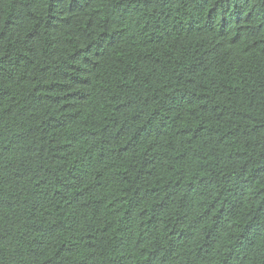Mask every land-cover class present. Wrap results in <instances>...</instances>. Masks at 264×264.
<instances>
[{
  "label": "trees",
  "instance_id": "16d2710c",
  "mask_svg": "<svg viewBox=\"0 0 264 264\" xmlns=\"http://www.w3.org/2000/svg\"><path fill=\"white\" fill-rule=\"evenodd\" d=\"M0 264H264V0H0Z\"/></svg>",
  "mask_w": 264,
  "mask_h": 264
}]
</instances>
